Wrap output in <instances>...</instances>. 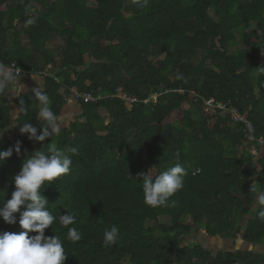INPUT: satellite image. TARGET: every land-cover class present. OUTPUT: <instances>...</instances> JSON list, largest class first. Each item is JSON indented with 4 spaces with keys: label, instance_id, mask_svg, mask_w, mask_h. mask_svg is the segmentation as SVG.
<instances>
[{
    "label": "trees",
    "instance_id": "obj_1",
    "mask_svg": "<svg viewBox=\"0 0 264 264\" xmlns=\"http://www.w3.org/2000/svg\"><path fill=\"white\" fill-rule=\"evenodd\" d=\"M26 11L36 17L27 28ZM0 63L31 75L53 65L44 92L58 118L72 89L100 97L78 101L81 114L40 143L20 132L28 122L40 134L34 94L17 119L0 94V151L22 143L19 155L0 162V205L35 151L55 143L73 161L43 189L57 217L45 236L61 239L65 264H264L252 250L210 251L189 241L200 228L224 240L241 231L244 242L264 245L250 190L264 189V149L254 155L241 124L218 107L234 108L264 137V0H149L145 8L135 0H0ZM178 160L187 175L175 206L146 205L139 174ZM67 212L79 241L59 223ZM18 221L0 218V233H19ZM113 225L120 239L105 247Z\"/></svg>",
    "mask_w": 264,
    "mask_h": 264
},
{
    "label": "clouds",
    "instance_id": "obj_2",
    "mask_svg": "<svg viewBox=\"0 0 264 264\" xmlns=\"http://www.w3.org/2000/svg\"><path fill=\"white\" fill-rule=\"evenodd\" d=\"M135 2L140 8H145L149 4V0ZM26 15L27 28L36 23V17L27 11ZM260 70L264 71V68ZM16 79L11 71L5 70V66L0 64V91H3L9 82L14 83ZM32 92L38 101L37 119L42 122L40 134L38 129L28 122L22 124L20 132L26 134L30 141L43 143L46 139L59 134L61 127L57 114L52 110L49 95L40 87L33 89ZM21 147L22 143L17 141L14 148L0 151V162L10 159L13 151L19 155ZM70 151L77 155L79 150L72 147ZM176 155L179 157L178 152ZM72 163L69 155L55 143H50L46 150L44 147L43 150L35 151L29 156L23 163L21 171L12 178L15 191L11 199L0 205V218L9 225H15L18 215L22 231L0 233V264H65L68 256L61 239L57 235L45 236V230L52 229L57 217L49 210V201L43 195V189L69 174ZM186 175V169L179 160L156 175H153V169L147 173H140L144 203L151 207L175 206L172 198L183 189ZM130 178L134 179L132 176ZM250 190L256 193L255 201L259 208L257 215L260 221L264 222V189L251 187ZM59 223L68 229V240L76 242L82 238V233L76 227H69L76 223L74 214L67 212L59 215ZM30 233L37 235L30 236ZM119 239L120 232L116 225L106 229L103 234L105 247L116 245Z\"/></svg>",
    "mask_w": 264,
    "mask_h": 264
},
{
    "label": "crops",
    "instance_id": "obj_3",
    "mask_svg": "<svg viewBox=\"0 0 264 264\" xmlns=\"http://www.w3.org/2000/svg\"><path fill=\"white\" fill-rule=\"evenodd\" d=\"M39 73L37 72V73H34L33 75H31V74H29L26 71L22 75L17 76V79H16V81L14 83L9 82L10 85H9V88H8L7 91H5V90L0 91L1 97H4V98H6L9 101V105H10V108L12 109V113H13L15 119H17L20 116V112H21V109L23 107L22 105L25 104L26 99L28 97H31V95L33 94V92H32L33 89L40 87V89L42 91H44L45 85H46V78L45 77H42ZM66 101H67V103H66V105H65V107L63 109V112L66 109H68V107L70 106L69 104H76L75 106H80L79 103H78V101H76L75 99H73L72 96H69L66 99ZM30 107L32 108L33 106H30ZM79 115L80 114H78L77 116H75L74 119L76 117H78ZM74 119H72L70 121V123ZM70 123H68L65 127H68L70 125ZM13 132H14V128H13L11 134H13ZM262 155L264 156V152H263ZM217 238L218 239H221L219 237H217ZM236 240L243 241L241 238H238V237L235 239V241ZM226 241H230L232 244L234 242V244H235L234 239H228V240L226 239ZM237 242L238 241H236V243ZM243 244H244V246L246 248H242L241 247L242 250H244V251H251L252 250V247H253L252 245L253 244L246 243V242H244ZM255 247L256 248H259L261 251L260 252H257L256 249L255 250H252V251H254V252L258 253V254L264 255V245L262 247H258V246H255Z\"/></svg>",
    "mask_w": 264,
    "mask_h": 264
},
{
    "label": "built area",
    "instance_id": "obj_4",
    "mask_svg": "<svg viewBox=\"0 0 264 264\" xmlns=\"http://www.w3.org/2000/svg\"><path fill=\"white\" fill-rule=\"evenodd\" d=\"M52 69L53 65H49L46 69H43L39 74L42 77L46 78L50 75V71ZM5 70L11 71L15 76H20L25 73L24 70H22L15 64H13L12 66H5ZM70 93L76 101H82L86 104L100 100V97H97L93 93L81 92L75 88L72 89ZM121 98L130 104L136 103L138 101L137 98L126 97L124 94H121ZM207 103L209 106H214L213 100L208 101ZM218 107L223 111V113L230 114L234 123L241 124L247 143L250 145L251 151L254 155L258 154L259 149H264V137L257 136L255 125L246 116L239 114L238 111L234 108H227L223 105H219Z\"/></svg>",
    "mask_w": 264,
    "mask_h": 264
},
{
    "label": "rangeland",
    "instance_id": "obj_5",
    "mask_svg": "<svg viewBox=\"0 0 264 264\" xmlns=\"http://www.w3.org/2000/svg\"><path fill=\"white\" fill-rule=\"evenodd\" d=\"M251 27L249 25L244 27V31L245 33H249L251 31ZM239 38L242 39V35L239 34ZM58 42L53 41L52 43H49L47 46L48 50H51L54 48V44H58ZM28 44H26L27 46ZM247 46V40L243 39L240 41V47L241 48H245ZM156 96H153L150 101L155 102L156 101ZM70 106L68 107V109H66L62 115L58 118V124L60 127H65L68 123H70V121L72 119H74L75 116H77L78 114H81V108L80 106H75L76 104H69ZM223 115L225 113H222ZM248 144V143H247ZM249 145V144H248ZM250 146V145H249ZM155 174L154 170H153V175ZM166 219L162 217V221H165ZM237 237L241 238V231L237 232ZM242 239V238H241ZM189 241L191 243H198L200 245H202L206 250H210V251H220V250H224L227 252H235L237 250H242V248H246L244 246V242L241 240H236L238 241L236 243L235 239V244L233 242V244L230 241H226L223 239H218L216 238H211L208 237V235L206 234V231L204 229H198L196 230V228H194L193 232L191 233V235L189 236ZM243 242V243H242ZM252 250H255L257 252H260L261 250L259 248H256L254 245H252ZM242 247V248H241ZM259 249V250H258Z\"/></svg>",
    "mask_w": 264,
    "mask_h": 264
}]
</instances>
